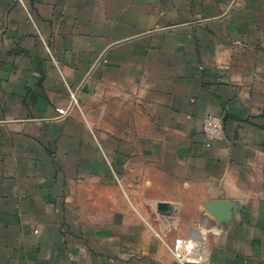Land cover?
Listing matches in <instances>:
<instances>
[{"label":"crops","instance_id":"crops-1","mask_svg":"<svg viewBox=\"0 0 264 264\" xmlns=\"http://www.w3.org/2000/svg\"><path fill=\"white\" fill-rule=\"evenodd\" d=\"M194 236L264 264V0H0V264H181Z\"/></svg>","mask_w":264,"mask_h":264},{"label":"built area","instance_id":"built-area-1","mask_svg":"<svg viewBox=\"0 0 264 264\" xmlns=\"http://www.w3.org/2000/svg\"><path fill=\"white\" fill-rule=\"evenodd\" d=\"M203 131L207 146L223 140L225 137L224 121L222 118L208 115L203 120ZM174 258L181 264H204L207 260L206 251L196 248L195 242L187 237L176 238L171 246Z\"/></svg>","mask_w":264,"mask_h":264},{"label":"rangeland","instance_id":"rangeland-1","mask_svg":"<svg viewBox=\"0 0 264 264\" xmlns=\"http://www.w3.org/2000/svg\"><path fill=\"white\" fill-rule=\"evenodd\" d=\"M192 235H194V234H192ZM182 236H185V234L183 235L182 234ZM187 236V235H186ZM197 236V235H196ZM196 236H194V238H195V240L200 244V245H202L203 247H204V249L203 248H201V249H203L204 251H206V253L209 251L208 249V247L206 246V244H207V239H206V237L205 236H201V237H199V238H197ZM169 242V241H168ZM168 246H170L171 247V244H169L168 243Z\"/></svg>","mask_w":264,"mask_h":264},{"label":"water","instance_id":"water-1","mask_svg":"<svg viewBox=\"0 0 264 264\" xmlns=\"http://www.w3.org/2000/svg\"><path fill=\"white\" fill-rule=\"evenodd\" d=\"M217 207H221V208H224L225 206H228V202H216L215 204ZM213 205L212 204H209L208 207L211 208ZM160 207L162 209H167L169 206L167 204H161Z\"/></svg>","mask_w":264,"mask_h":264}]
</instances>
